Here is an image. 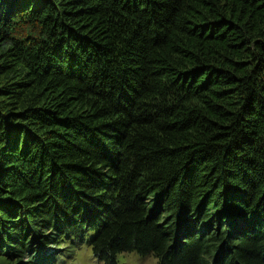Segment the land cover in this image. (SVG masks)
<instances>
[{
  "label": "trees",
  "instance_id": "trees-1",
  "mask_svg": "<svg viewBox=\"0 0 264 264\" xmlns=\"http://www.w3.org/2000/svg\"><path fill=\"white\" fill-rule=\"evenodd\" d=\"M264 264V0H0V264Z\"/></svg>",
  "mask_w": 264,
  "mask_h": 264
},
{
  "label": "rangeland",
  "instance_id": "rangeland-1",
  "mask_svg": "<svg viewBox=\"0 0 264 264\" xmlns=\"http://www.w3.org/2000/svg\"><path fill=\"white\" fill-rule=\"evenodd\" d=\"M93 234H89L83 241H69L62 245L64 251L55 257V264H71L73 258V249H80L83 247L79 256V264H92L93 254L90 248V241ZM95 258V257H94ZM95 264H101V262L95 258Z\"/></svg>",
  "mask_w": 264,
  "mask_h": 264
},
{
  "label": "clouds",
  "instance_id": "clouds-1",
  "mask_svg": "<svg viewBox=\"0 0 264 264\" xmlns=\"http://www.w3.org/2000/svg\"><path fill=\"white\" fill-rule=\"evenodd\" d=\"M83 247L73 249V258L71 264H79V256ZM92 264H95V258L92 259ZM116 264H162V258L154 252L149 253L146 257H142L139 252L133 250H122L116 254Z\"/></svg>",
  "mask_w": 264,
  "mask_h": 264
}]
</instances>
